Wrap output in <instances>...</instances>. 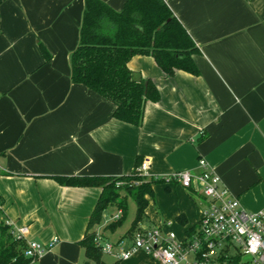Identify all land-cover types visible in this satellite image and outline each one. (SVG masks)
Returning a JSON list of instances; mask_svg holds the SVG:
<instances>
[{
    "label": "crops",
    "instance_id": "crops-1",
    "mask_svg": "<svg viewBox=\"0 0 264 264\" xmlns=\"http://www.w3.org/2000/svg\"><path fill=\"white\" fill-rule=\"evenodd\" d=\"M101 1L119 11L126 0ZM164 2L199 50L198 75L168 76L151 55L133 56L129 69L160 95L134 126L71 81L84 0H0V222L27 227L26 239L59 240L32 264H89L79 242L101 188L62 185L56 176L126 175L140 157L146 175L160 178L197 173L203 157L243 209H264V0ZM206 204L192 189L155 184L143 224L183 239ZM104 214L95 232L121 235V227L104 229L113 213ZM153 262L138 251L119 264Z\"/></svg>",
    "mask_w": 264,
    "mask_h": 264
},
{
    "label": "trees",
    "instance_id": "trees-1",
    "mask_svg": "<svg viewBox=\"0 0 264 264\" xmlns=\"http://www.w3.org/2000/svg\"><path fill=\"white\" fill-rule=\"evenodd\" d=\"M40 49L48 58L45 48L40 45ZM197 53L193 39L164 0H126L119 11L101 0H84L78 42L69 55L70 77L73 83L112 102L114 118L139 126L146 102L157 101L160 95L149 79L129 69V60L135 55H151L168 76L176 70L198 75L193 60ZM140 165L141 158L137 157L134 169L126 175L55 177L62 185L101 188L85 236L79 242L89 264H105L102 252L94 243V235L95 227L102 223L103 214L110 206L121 209L122 213L106 225L105 230L114 232L122 226L128 213V198L135 204V213L125 235L135 232L140 223L147 220L145 210L149 198L153 197V185L164 181L139 174ZM120 191L124 196H120ZM177 220L185 224L182 215L177 216ZM196 226L197 223L188 228L186 235H192ZM121 240L117 239L116 243ZM25 247V240L14 238L1 221L0 264H29L30 259L24 255ZM111 264H119V261Z\"/></svg>",
    "mask_w": 264,
    "mask_h": 264
},
{
    "label": "built area",
    "instance_id": "built-area-1",
    "mask_svg": "<svg viewBox=\"0 0 264 264\" xmlns=\"http://www.w3.org/2000/svg\"><path fill=\"white\" fill-rule=\"evenodd\" d=\"M197 164V173L178 170L160 177L164 183L192 189L206 199L192 235L182 239L172 230L153 227L138 231L129 242L116 243L97 231L94 243L102 254L124 261L141 251L159 264H264V209H243L203 157L198 158ZM146 169L147 163L141 162L139 172L146 175ZM121 213V209H116L109 220L118 219ZM3 222L14 238L25 240L24 255L30 259L29 264L59 241L57 236L45 244L26 239L27 227H16L9 220Z\"/></svg>",
    "mask_w": 264,
    "mask_h": 264
},
{
    "label": "rangeland",
    "instance_id": "rangeland-1",
    "mask_svg": "<svg viewBox=\"0 0 264 264\" xmlns=\"http://www.w3.org/2000/svg\"><path fill=\"white\" fill-rule=\"evenodd\" d=\"M137 172H139V170H137ZM139 174H141V172H139ZM143 176H146V177H148L147 175H144L143 174ZM119 184L118 183H116V186H118ZM124 192L123 191H120V196H124ZM191 196H193V198H196V196L195 195H191ZM127 204H128V213H127V216H126V218L124 219V221H123V224H122V226H121V228L120 229H118V230H122V232H120V234L121 235H118V237L116 236V235H114V237L112 238V239H110V241H114V240H116L117 238L119 239H123L124 240V242H126V241H130L131 239H132V237H134V235L138 232V231H140V230H142V229H144L145 227H148L146 224H143V222L142 223H140V225H139V229H137L135 232H133V233H131V234H128V236L131 238H128V236H126L125 234H126V231L128 230V228H129V226H130V223H131V220L133 219V217H134V213H135V204H134V202L131 200V199H127ZM115 211H116V209H115V207L114 206H110L107 210H106V212H105V214H104V219L106 220V218H108V216L110 215V213H115ZM112 220H106V223H107V225L111 222ZM106 227V226H105ZM107 232H111V230H106ZM109 239V238H108ZM102 258H103V260L107 263V264H110L111 262H113V258L109 255V254H103L102 255ZM153 264H155L154 262H153Z\"/></svg>",
    "mask_w": 264,
    "mask_h": 264
}]
</instances>
